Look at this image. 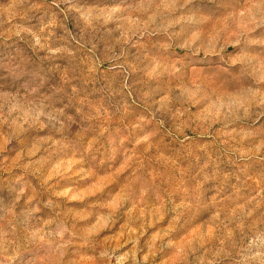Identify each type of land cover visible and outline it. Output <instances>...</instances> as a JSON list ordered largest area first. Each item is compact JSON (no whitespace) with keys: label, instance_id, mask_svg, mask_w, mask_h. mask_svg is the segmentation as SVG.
Wrapping results in <instances>:
<instances>
[{"label":"clouds","instance_id":"obj_1","mask_svg":"<svg viewBox=\"0 0 264 264\" xmlns=\"http://www.w3.org/2000/svg\"><path fill=\"white\" fill-rule=\"evenodd\" d=\"M0 264H264V0H0Z\"/></svg>","mask_w":264,"mask_h":264}]
</instances>
